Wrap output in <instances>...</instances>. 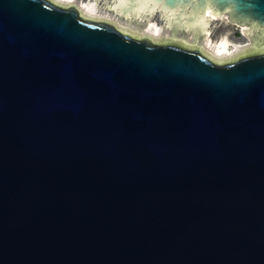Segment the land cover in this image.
<instances>
[{
	"label": "water",
	"instance_id": "water-1",
	"mask_svg": "<svg viewBox=\"0 0 264 264\" xmlns=\"http://www.w3.org/2000/svg\"><path fill=\"white\" fill-rule=\"evenodd\" d=\"M101 1L158 34L231 20L256 53L0 0V264H264V0Z\"/></svg>",
	"mask_w": 264,
	"mask_h": 264
},
{
	"label": "rangeland",
	"instance_id": "rangeland-1",
	"mask_svg": "<svg viewBox=\"0 0 264 264\" xmlns=\"http://www.w3.org/2000/svg\"><path fill=\"white\" fill-rule=\"evenodd\" d=\"M81 1H83V0H81ZM91 1H93V0H91ZM93 3L95 4V7L97 9L96 12H98L97 13L98 18L96 16H94V17H96L95 19H100V20L102 19V20L110 21L111 23H113L117 27H119L121 30L128 32V33H130L136 37H146L147 36L144 33V29L132 26V25L120 20L117 16L112 14L110 11L106 10V7L103 3L99 4V7H98L96 1H93ZM65 6H68V5H65ZM216 25H218V26L214 28V33L212 35L213 40L223 39V37L225 35L229 34L233 40H235V39H236L235 41L239 40L240 43H243V41H246V43L251 42L249 31L247 33H245L247 35L245 38L244 35H242L244 31L243 32H242V30L240 31V28L237 26V24L231 20L222 21L220 23H217ZM156 40L160 43H178V44L185 45V46L187 45L188 47H199L209 57H212L210 55V53L207 52L203 48V41H202L201 37H199L198 39H195V38H186V37H179V36L162 34V36ZM261 51H264V39H263V46H262ZM252 53H256L255 48L250 46V47H247L244 49L241 48V50H239L236 54H234V56L232 55L233 57L228 58L226 60H216L215 58H213V59L219 63H223L225 61H232L235 59H239L242 56H246V55L252 54Z\"/></svg>",
	"mask_w": 264,
	"mask_h": 264
},
{
	"label": "bare ground",
	"instance_id": "bare-ground-1",
	"mask_svg": "<svg viewBox=\"0 0 264 264\" xmlns=\"http://www.w3.org/2000/svg\"><path fill=\"white\" fill-rule=\"evenodd\" d=\"M93 1L97 2L98 7H99V4L103 3L101 2V0H93ZM93 1L91 0H85V1L84 0L83 1L81 0H55V2H57L60 5L61 4L62 5H77L80 11L83 13V15L96 18L98 12H96L97 9ZM105 7H106V10L110 11L106 5ZM217 26L218 25H214L208 30V32L205 35L202 36L203 48L207 52H209L210 55L216 60H226L228 58H231L234 56V54H236L239 50H241V48L244 49L250 45V42L248 41H247L248 43H246V41H243V43H240L239 40L237 41H235L236 39L233 40L229 34L225 35L223 39L213 40L212 35L214 33V28ZM237 26L242 30V32L244 31L242 35H244V37L246 38L247 35L245 33H247V30L244 27L241 28L238 24ZM144 33L152 37L153 39H159L162 36V34L154 33V32H151L145 29H144Z\"/></svg>",
	"mask_w": 264,
	"mask_h": 264
},
{
	"label": "flooded vegetation",
	"instance_id": "flooded-vegetation-1",
	"mask_svg": "<svg viewBox=\"0 0 264 264\" xmlns=\"http://www.w3.org/2000/svg\"><path fill=\"white\" fill-rule=\"evenodd\" d=\"M240 31H241V29H240Z\"/></svg>",
	"mask_w": 264,
	"mask_h": 264
}]
</instances>
